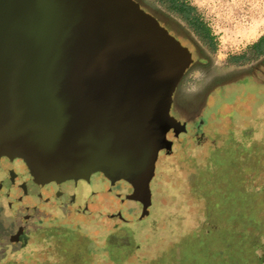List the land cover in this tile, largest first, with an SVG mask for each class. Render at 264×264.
I'll use <instances>...</instances> for the list:
<instances>
[{
    "label": "water",
    "instance_id": "water-1",
    "mask_svg": "<svg viewBox=\"0 0 264 264\" xmlns=\"http://www.w3.org/2000/svg\"><path fill=\"white\" fill-rule=\"evenodd\" d=\"M192 50L137 0H0V155L138 221Z\"/></svg>",
    "mask_w": 264,
    "mask_h": 264
},
{
    "label": "rangeland",
    "instance_id": "rangeland-1",
    "mask_svg": "<svg viewBox=\"0 0 264 264\" xmlns=\"http://www.w3.org/2000/svg\"><path fill=\"white\" fill-rule=\"evenodd\" d=\"M189 1L216 36L213 67L225 73L216 75V82L228 79L230 84L209 94L201 90L197 102L181 89L171 113L188 120V128L177 137L169 134L173 150L159 154L150 214L140 221H124L98 212L76 217L73 208L68 215L75 219L66 220L61 214L57 221L69 229L63 233L66 239L48 251L40 250L36 241L31 243L22 264H115L118 255L109 250L108 240L127 245L129 253L121 264H239L241 249L248 257L256 253L264 264V251L247 242V232L241 229L246 223L238 218L236 207L243 200L241 206L247 210L249 201L248 210L259 212L264 204V67L253 73L254 81L237 79L262 60L226 68L230 55L264 33V0ZM204 76L196 69L184 86L198 89ZM124 227L129 230L123 231ZM74 229L90 237L93 247L87 249ZM262 232L253 236L264 242Z\"/></svg>",
    "mask_w": 264,
    "mask_h": 264
},
{
    "label": "flooded vegetation",
    "instance_id": "flooded-vegetation-1",
    "mask_svg": "<svg viewBox=\"0 0 264 264\" xmlns=\"http://www.w3.org/2000/svg\"><path fill=\"white\" fill-rule=\"evenodd\" d=\"M137 1L144 10L155 16L162 26L183 44L187 45L193 53L194 60L186 70L176 89L172 107L178 104L181 89H184L185 92L191 96V101L197 102L200 96L198 94L201 90L209 94V92L214 89H224V87L230 84L228 79L216 82L218 80L216 75L225 73L217 69V67H213L214 63L212 61L209 46L189 27L180 14L171 11L168 6L161 5L159 2L150 3L145 0ZM184 40H189L190 44H186ZM194 51L196 57L194 56ZM226 65V68L233 66L229 64L228 60ZM234 67L239 68L238 66ZM262 67H264V61L261 64L252 65L251 72L237 80L245 81L247 78L254 81L255 78L253 73L261 71ZM196 69L204 71L205 76L201 79L202 85H200L198 89L185 87V82H188L190 73ZM213 73L214 76L212 75ZM208 78H210L209 81H207ZM232 82L234 81H231V83ZM201 101L197 103V110L200 108L199 104H201ZM177 119L185 123L186 128H188V120ZM171 133L176 137L180 135H176L173 130H171L168 135ZM172 150L167 151L164 149L162 151L170 153ZM244 166L251 167L252 165L247 164ZM236 169H238V167L234 168V170ZM83 199L82 197L76 198L74 197V193H69L62 189L58 186V181L56 179L47 182L35 180L28 166L22 159L0 155V264H22V261L24 263V255H26V252L30 251L29 247L31 243L35 241L41 244L39 246L40 250L48 251L52 250L58 241L65 240L66 236H64L63 233L67 228L66 225L58 224V217L62 214L61 217L66 220L70 221L75 219L73 216L70 217L68 215L73 208H76L74 209L76 211V217L89 213V211L83 209ZM152 205L153 192L150 208ZM126 229L129 230V228L126 227L122 230L127 231ZM74 230V233L79 235L77 237L82 240L81 242H83V245H85L87 249L93 247L94 244L90 237L79 230ZM246 232H249V230L246 229ZM117 244L120 243H114L108 240L106 245H108L109 250L113 249L115 251L114 253L118 255L113 259L115 264H121L124 257L128 256L129 249L127 245H124L125 243H121L119 246ZM125 247L127 248L126 251L124 250Z\"/></svg>",
    "mask_w": 264,
    "mask_h": 264
},
{
    "label": "trees",
    "instance_id": "trees-1",
    "mask_svg": "<svg viewBox=\"0 0 264 264\" xmlns=\"http://www.w3.org/2000/svg\"><path fill=\"white\" fill-rule=\"evenodd\" d=\"M145 1L150 3L159 2L161 5L168 6L171 11L180 14L183 20L189 25V27L193 31H195V33L202 40L206 42V44L209 46V49L211 51L215 52L217 50V41L215 34L213 33L208 23L204 21L203 17L200 15V13L197 10V7L193 5L189 0H145ZM263 58H264V34L261 35L256 41L249 44L240 53H235L230 55L228 57V62L230 65L242 67V66H248L252 62L258 60H262L263 62L264 60ZM248 202L246 201L244 206L245 208H247V210H243V207L241 206L243 200L242 201L239 200L237 204L238 206H236L238 209L237 210L238 218L243 220V224L246 223L245 226L241 225V229L246 231V229H248V226H250L251 227L250 231L246 233L247 242L253 245L254 248L261 247L264 251V242H262V240L259 239L260 237L254 238L253 236L255 233H257L258 230L264 232V204L262 205L261 208H259L260 211L257 212L254 209L248 210L247 207ZM242 236L244 237L245 235ZM241 251L244 254H242V256L237 257L239 264H260V262H258L259 256L255 252H254L255 255H253V257H248L246 255L245 249L244 250L241 249Z\"/></svg>",
    "mask_w": 264,
    "mask_h": 264
},
{
    "label": "crops",
    "instance_id": "crops-1",
    "mask_svg": "<svg viewBox=\"0 0 264 264\" xmlns=\"http://www.w3.org/2000/svg\"><path fill=\"white\" fill-rule=\"evenodd\" d=\"M263 34H264V33H263ZM263 34H262V35H263Z\"/></svg>",
    "mask_w": 264,
    "mask_h": 264
}]
</instances>
